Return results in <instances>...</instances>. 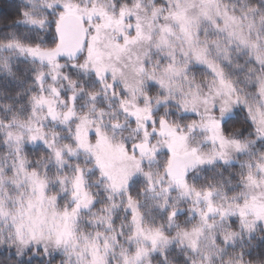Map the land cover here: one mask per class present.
I'll return each mask as SVG.
<instances>
[{
    "label": "snow or ice",
    "instance_id": "6c2138e0",
    "mask_svg": "<svg viewBox=\"0 0 264 264\" xmlns=\"http://www.w3.org/2000/svg\"><path fill=\"white\" fill-rule=\"evenodd\" d=\"M256 2L0 13V264H264Z\"/></svg>",
    "mask_w": 264,
    "mask_h": 264
},
{
    "label": "trees",
    "instance_id": "16d2710c",
    "mask_svg": "<svg viewBox=\"0 0 264 264\" xmlns=\"http://www.w3.org/2000/svg\"><path fill=\"white\" fill-rule=\"evenodd\" d=\"M13 0H0V13H7L11 10Z\"/></svg>",
    "mask_w": 264,
    "mask_h": 264
},
{
    "label": "clouds",
    "instance_id": "9594fccd",
    "mask_svg": "<svg viewBox=\"0 0 264 264\" xmlns=\"http://www.w3.org/2000/svg\"><path fill=\"white\" fill-rule=\"evenodd\" d=\"M233 2H235V0H233ZM249 2L252 3L253 0H249ZM257 4H264V0H257L256 3H253V6L255 7V6H257Z\"/></svg>",
    "mask_w": 264,
    "mask_h": 264
}]
</instances>
